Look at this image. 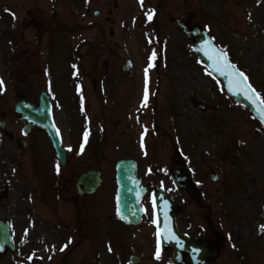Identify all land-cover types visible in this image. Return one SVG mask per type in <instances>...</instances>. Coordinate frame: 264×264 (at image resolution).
Listing matches in <instances>:
<instances>
[{
	"label": "rangeland",
	"instance_id": "rangeland-1",
	"mask_svg": "<svg viewBox=\"0 0 264 264\" xmlns=\"http://www.w3.org/2000/svg\"><path fill=\"white\" fill-rule=\"evenodd\" d=\"M99 1L91 4L86 12L88 0H58L57 10L62 23L85 25L86 15L93 20L94 9L102 10L105 15L107 5L112 4L111 14L107 16L110 23L97 19L107 32L106 43L96 52L95 60L107 63L100 72L94 71L86 59L79 61L75 50L72 49L75 58L68 55L74 43L59 25L52 34L42 36L41 45L28 42L22 23L26 10L34 6L33 2H38L48 13V0H0V79L4 82L0 87V119L11 106L12 94L25 92L23 86L17 84L10 94L14 83L24 80L14 77H22L27 61H32L30 51H26L40 50L38 69L45 77L35 72L33 77L38 84L53 86L58 93L78 103L92 98V87L97 84L94 81H99L106 109L101 125L109 146L106 153L93 156V167L103 171L105 180L101 196H96L98 192L92 197L89 233L72 236L64 233L61 237V233L53 232L56 228L50 231L36 218L37 205H32L27 197L21 201L22 185L18 175L21 169L19 162H12V157L18 159L21 153L12 151L0 134V186L7 185L11 189L7 201L0 206L6 212L0 211V218L12 216L20 220L14 227L20 240L25 225L15 214L28 216L32 224V241L28 246L35 253L36 264H123L128 252L138 256L140 264H157L150 258L154 253L149 199L146 197L142 203L147 215L143 226L137 230L128 231L113 214L116 195L113 163L129 158L139 165L144 186L162 187L176 202L181 231L193 236L200 232L205 234L202 231L206 228V217L201 207L206 208L214 228L220 229L217 235L221 239V249L216 264H264V231H261L264 225V130L244 108L226 96L217 80L207 74L191 51L192 42L174 24L175 19H181L206 31L264 97V0H144L143 7L140 0ZM115 5L117 9H113ZM149 9L155 10L151 20L145 15ZM154 20L156 26H153ZM96 32H85L78 38L94 42ZM50 37L53 40L48 46L45 40ZM42 49L52 53L55 62L56 71L51 70L52 82L42 71H45L46 61L51 59ZM153 51L156 53L154 66L148 68ZM69 57L76 70L72 77L74 69ZM125 61L132 66L129 74L121 71ZM50 66L54 67L53 63ZM146 68L148 100L147 106L142 107ZM190 93L206 105L205 112L192 106ZM63 109L57 113L58 126L67 140L71 134V118ZM77 115L84 116L79 111ZM136 133H139L137 137ZM175 158L188 165L199 185L194 195H186L172 182L169 173ZM76 161L81 160L77 158ZM210 170L219 175V185L209 180ZM26 191L24 189L23 193ZM45 231H49L47 237L43 235ZM63 241L68 246L60 254L58 250ZM114 244L117 251L106 250L108 246L114 248ZM49 245H54L56 258H49L52 254L46 251ZM40 246L45 247V251L40 250ZM102 250L106 251L101 261ZM160 262L166 264L167 257H162Z\"/></svg>",
	"mask_w": 264,
	"mask_h": 264
},
{
	"label": "flooded vegetation",
	"instance_id": "flooded-vegetation-1",
	"mask_svg": "<svg viewBox=\"0 0 264 264\" xmlns=\"http://www.w3.org/2000/svg\"><path fill=\"white\" fill-rule=\"evenodd\" d=\"M96 1L98 0H92L90 3ZM55 18L50 15L48 17L46 16V18L34 17L32 20L27 18L26 21L29 22L27 26H31L28 36H32V40L40 41L42 34L53 29ZM83 29L85 30L84 32L98 30V37L102 35L103 39H106V35L99 23L88 22ZM31 31L32 33L34 31V35L31 34ZM82 42L84 46L80 45V47L78 45L79 48L76 46V52L79 58L84 54L90 59L97 58L98 56L93 54L94 51H99L98 45L95 46L93 42L88 40L80 41V43ZM99 42L100 45L103 44L102 41ZM40 53L39 50H30L32 61L30 60L27 63V72L30 75H34L35 71H38V57ZM48 63L50 65L51 62ZM92 66L97 68L96 62H93ZM52 76L53 74L51 72L49 77L51 78ZM21 85L24 86L25 92L23 94L17 93L13 95L9 113L4 115L5 129H0L4 141L7 142L12 151L21 153L17 160H15L14 156L12 157V162H19V167L23 172L18 174L22 179L21 184L23 186L20 190V196H23L24 189L27 191L30 190L32 194L34 193L37 200L42 202V205H46V207L41 208V214L52 218L62 212L64 221L72 224V228L66 226L67 229H72L74 233H89L92 223V195H80L77 190V181L82 175H86L93 170V154H102L109 148L107 141L102 135L103 128L101 124L104 122V112L106 110L104 105L105 99L100 97L102 89L93 87L95 91V97L93 99H88L87 102L79 106L75 102H72L68 107L69 117L71 118V134L67 140L62 138V147L67 156V163L62 166L55 159L52 143L42 129L34 128L26 136H23V126L19 123L18 117H14L12 114L13 106L18 101L29 102L36 106L38 97L34 89L38 86V83L36 81H25L21 82ZM48 93L50 95L52 113L55 118L56 108L54 107V102L58 101V94L55 95L54 100V93ZM93 101L95 103H92ZM78 111L81 115H84L83 118L77 115ZM93 111L95 113H92ZM85 130L89 133L86 143L84 142ZM81 144H84L83 152L80 151ZM69 147L71 151H68ZM77 158L81 161H76ZM57 164H59V173L57 172ZM26 225H28L26 227L30 228V224L26 223ZM206 238L208 239L210 237H194V239L200 241H206ZM164 254L169 257L168 261L172 264L171 252H164Z\"/></svg>",
	"mask_w": 264,
	"mask_h": 264
},
{
	"label": "water",
	"instance_id": "water-1",
	"mask_svg": "<svg viewBox=\"0 0 264 264\" xmlns=\"http://www.w3.org/2000/svg\"><path fill=\"white\" fill-rule=\"evenodd\" d=\"M180 27L182 28L183 33L189 38L198 35L202 36V38L198 41V43L195 44L192 50L198 56H200L204 66L214 76H216L223 82L227 93L231 97H233L236 102L246 105L249 110L252 111L264 125V121L261 120L260 114L256 110V106L253 105L252 102L247 99L244 94L230 92L228 90V78L220 75L218 71L213 70V61L209 60L208 56L215 53L216 47L212 44V42L210 44L205 43V41H209L205 33H200L197 29H194L192 32H188V30L184 26L181 25ZM206 53L208 54L206 55ZM192 100L195 106L203 109L202 105L197 104L194 99ZM18 112H23L24 117L26 118V120H28L27 123L33 126L42 127L48 132V135H50L56 146V150L60 160L61 158L63 159L64 156L61 154V150L59 149L56 132L52 127L50 109L48 104L40 101L39 110H34L29 106H22V108H19ZM39 114H42V117H40ZM116 171V182L118 185L116 201L118 205L119 215L124 221L128 220L126 221V223L136 224L140 221L141 211L139 208V202L144 194V190L138 188L139 180L136 177L135 165L131 162H120L116 167ZM173 174L175 181L178 182V184H181L180 186L185 188H189L191 186L189 180H185L182 176L176 175V169L173 171ZM83 180L84 178L81 179V182H83ZM97 184V175L93 173L91 185L84 180L85 187L83 188L94 190ZM154 202L156 205V215L158 218L157 233L158 231L160 233L158 237L160 244L165 249H173L174 259L187 254L191 258V264H208V260L215 256L214 250H209L207 245L192 243L185 237H181L180 235H178L175 231L174 224H172V219L170 218L171 206H169V203L166 201V199H164V197L162 198V196L159 195L154 198ZM172 210H174V207H172ZM3 233H5V238L2 239L0 237V243L3 242L4 244H7L8 242H10L9 233H7L6 227H2L0 225V235Z\"/></svg>",
	"mask_w": 264,
	"mask_h": 264
},
{
	"label": "snow or ice",
	"instance_id": "snow-or-ice-1",
	"mask_svg": "<svg viewBox=\"0 0 264 264\" xmlns=\"http://www.w3.org/2000/svg\"><path fill=\"white\" fill-rule=\"evenodd\" d=\"M144 0H140L141 7H143ZM6 11H10L6 9ZM155 14V10L149 9L145 15L148 20H151ZM13 18L15 19V14L13 13ZM206 44H210L211 40L205 41ZM208 53H206L207 55ZM156 57L155 51H153L152 55L149 57V65L148 68H151L154 66L153 61ZM209 60L213 61L212 68L214 71H218L220 75L225 76L228 78V90L230 92H235L237 94H244L247 99H249L253 105L256 106L257 112L260 114V118L262 121H264V97H261L260 93L256 91V89L248 82L247 75L242 72L240 69L236 67V65L232 64L230 60L228 59L227 53L223 49L217 48L215 50V53L208 56ZM148 68L145 69V95H144V101L142 102V107L147 106V100H148ZM208 75H211V72L207 73ZM3 80L0 79V87L3 86ZM147 129H145V132ZM56 134L59 135V129L56 130ZM88 131L85 130L84 133V142H87L88 139ZM141 147H143V134L141 136ZM84 150V144H81L80 151L83 152ZM68 151H71V148L69 147ZM57 172L59 173V164H57ZM261 231H264V225L261 226ZM158 237L160 235L159 231L157 233ZM68 243H71V240L68 241ZM68 244L64 245V248H66ZM63 251V248L60 249ZM111 247H109V251H111ZM160 255V248H159V240H158V246H157V253L156 257L159 258ZM31 260L32 257H29Z\"/></svg>",
	"mask_w": 264,
	"mask_h": 264
},
{
	"label": "bare ground",
	"instance_id": "bare-ground-1",
	"mask_svg": "<svg viewBox=\"0 0 264 264\" xmlns=\"http://www.w3.org/2000/svg\"><path fill=\"white\" fill-rule=\"evenodd\" d=\"M137 136H138V133H136V137H137ZM262 245H263V244H262ZM262 245H261V246H262ZM101 257L103 258L102 254H101Z\"/></svg>",
	"mask_w": 264,
	"mask_h": 264
}]
</instances>
